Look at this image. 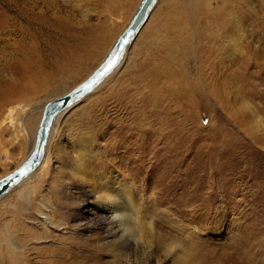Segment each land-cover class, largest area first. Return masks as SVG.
<instances>
[{"label": "rangeland", "instance_id": "374dc122", "mask_svg": "<svg viewBox=\"0 0 264 264\" xmlns=\"http://www.w3.org/2000/svg\"><path fill=\"white\" fill-rule=\"evenodd\" d=\"M141 2L0 0V179L29 156L45 104L103 63ZM197 3L200 24L189 17ZM202 52L212 61L234 52L236 65L220 63L218 81ZM151 110L157 121L139 124ZM60 118L47 167L0 199V264H46L40 238L62 237L44 233L41 200L67 232L92 222L101 236L97 200L72 175L83 147L94 172L109 165L126 180L160 235L155 254L131 248L124 264H264V0H161L119 70Z\"/></svg>", "mask_w": 264, "mask_h": 264}, {"label": "bare ground", "instance_id": "6f19581e", "mask_svg": "<svg viewBox=\"0 0 264 264\" xmlns=\"http://www.w3.org/2000/svg\"><path fill=\"white\" fill-rule=\"evenodd\" d=\"M160 1L161 0H156L148 16L144 20L143 24L140 26L138 32L133 37L130 44L124 50L122 58L120 59L119 63L114 67V69L110 73H108L102 80H100V82L97 85H95L88 93H86L85 95H83L82 97L74 101L72 104L68 105L66 108H64L60 113L56 115L52 123V126L50 128V131H49V135H48L46 146H45L44 156H43V159L39 167L33 173H31L26 178H24L22 181H20L17 185H15L13 188L8 190L6 194L18 188L19 186L23 185L25 181L31 178L35 173H37V171L43 170L47 167V161L45 160V156L49 150V142L53 135L58 119L62 117L63 115H65L67 111H69L72 107H74V105L78 104L85 97L95 92L111 75H113L115 72L119 70V68L121 67V65H123L125 61L127 49L133 43L134 39L137 37V35L139 34L140 30L143 28L145 23H147L148 18L151 15L153 9L155 8V6H157L158 3H160ZM192 8L194 9V12L190 14L189 17H191L198 24H200L202 21L201 17L204 11L203 6L200 3H197ZM215 14H219V11H215L213 13L214 17L218 18L219 16ZM191 18H189V20ZM235 20H237V18L233 19L232 24H234ZM219 21H220L219 19L212 21L213 25H215L213 27H215V30L217 31H220L221 29L218 23ZM190 27L189 28L188 26L182 27L181 34H187L189 30H191ZM199 28H196V27L193 28L194 32H198ZM244 34L246 35L245 32ZM179 37L181 36L179 35ZM232 50H235V49H231V51ZM238 50L239 48L237 49V51ZM203 52L200 55V60H199L200 64L202 65V67H207L205 69H208L210 73L212 74V77H216L218 81L222 79L221 77L222 73L226 72L223 70V72L221 73L222 70L220 69L217 70L218 69L217 67H220L219 65H221L220 63H222L225 59H227L228 60L227 65L231 67H234L236 65L234 63V59L236 57L234 52H232V54L229 55L228 58H222L223 61L217 59V55L214 58L216 59V61L215 60L212 61V57L214 56V54L210 52V55L207 56V54L205 55V53ZM228 53L229 52H227V54ZM211 88H213V93L218 92L219 90L217 84L215 85V87L213 86ZM149 90H150L149 92L151 93L150 97L152 101H154L155 99H157V94L154 93V91L151 88ZM143 95L144 93L142 94V96ZM174 99H176L175 93H173L167 100L172 101ZM146 103L148 102L143 101V105H145ZM187 103L189 104V101ZM161 104L163 103H160V105ZM158 106H159V103L156 105V107ZM151 113H152L151 117L153 118L139 117V124H151L152 125L154 121H157L156 119L160 117V114L156 110H151ZM9 115L10 116L13 115V112L10 111ZM164 116L167 118L166 115ZM11 123L12 125L14 124L13 120H11ZM35 143H36V139L34 140L33 148L29 156L27 157V159L32 154L34 147H35ZM85 151H87L85 147L80 148V150H78L77 152V158H75L76 160L74 161L73 159L72 175L75 176V178L76 177L79 178L80 181H83L87 185L86 187L89 188V192L95 196L97 200V205H95L94 211L101 217V219H103L104 224L102 227L103 229L102 228L101 229L104 231L102 234H100L101 236L97 238V235L99 232L98 233L93 232L94 230L92 229V222H88L89 225H87L85 228L80 229V230H87V233L85 232L86 234L80 233L78 231H74L75 233L67 232L68 231L67 225H65L64 222L61 225L62 221L60 222L59 220H57L58 218L52 217V214L49 211V209L51 210L50 205L45 204L44 201L42 200L38 201V204L41 205V211L42 210L45 211L47 209L46 213H43L40 216V219L42 220V223L45 226L44 233H47L49 231L55 237H62L58 239L57 243H55L53 239H51L50 236L44 237V235H42V237L40 238V241L45 242L44 247L47 250V252L48 251L52 252L50 255L47 256L46 264H112L110 261L106 260V254H108L107 250L109 249H112L113 252H115V256L117 257L116 259L118 262L116 264H124L123 259H128L129 256H127L128 255L127 253L131 250V248H135V251L137 252L139 251L140 248H146V249L150 248L152 250L151 252L155 254L154 244L157 241V239L160 237V235L157 232V229L155 228L153 218L147 217V215L144 213L145 208L143 209L142 207L143 205L141 206V202H140L141 200L138 197L136 198V195L133 192V188H131V186L127 184L126 180H124L123 178L120 179L119 178L120 176L118 177L117 175H114L113 170L111 169V166L109 165L105 166L106 168H104L103 170V171H106L107 174L101 171L94 172L91 169V167L88 166V163L90 162L89 160L90 156H86ZM32 201L33 200L26 198V203L28 205H31ZM39 209H40V206H39ZM100 238L102 240H100ZM72 239H74L75 241H72ZM50 243L51 245H47ZM167 248H169L171 252H169V250H166V251L164 250L167 253L166 258H164L163 255L156 254L159 261L167 259L168 256H170V254L173 255L174 248L172 246H169ZM89 249H92V250H89ZM104 252L106 253L104 254ZM73 259H76L75 262H70Z\"/></svg>", "mask_w": 264, "mask_h": 264}, {"label": "water", "instance_id": "95a60500", "mask_svg": "<svg viewBox=\"0 0 264 264\" xmlns=\"http://www.w3.org/2000/svg\"><path fill=\"white\" fill-rule=\"evenodd\" d=\"M155 2L156 0H142L130 23L117 38L107 58L85 81L66 95L50 100L45 104L36 134L34 150L22 165L11 174L0 179V198L39 167L44 156L49 131L56 115L68 105L88 93L100 82V80L114 69L122 58L124 50L138 32ZM109 61L113 62V67H111V69L109 68Z\"/></svg>", "mask_w": 264, "mask_h": 264}, {"label": "snow or ice", "instance_id": "6c2138e0", "mask_svg": "<svg viewBox=\"0 0 264 264\" xmlns=\"http://www.w3.org/2000/svg\"><path fill=\"white\" fill-rule=\"evenodd\" d=\"M111 67H113V62L109 61V68L111 69Z\"/></svg>", "mask_w": 264, "mask_h": 264}]
</instances>
